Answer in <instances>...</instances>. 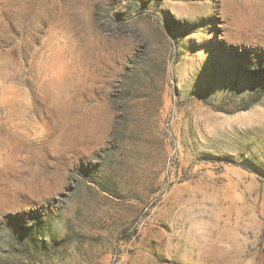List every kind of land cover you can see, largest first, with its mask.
Masks as SVG:
<instances>
[{"label": "rangeland", "instance_id": "1", "mask_svg": "<svg viewBox=\"0 0 264 264\" xmlns=\"http://www.w3.org/2000/svg\"><path fill=\"white\" fill-rule=\"evenodd\" d=\"M0 264H264V0H0Z\"/></svg>", "mask_w": 264, "mask_h": 264}]
</instances>
